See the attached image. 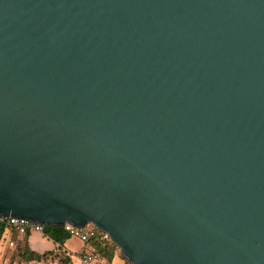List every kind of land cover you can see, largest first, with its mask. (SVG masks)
Masks as SVG:
<instances>
[{
    "label": "water",
    "instance_id": "1",
    "mask_svg": "<svg viewBox=\"0 0 264 264\" xmlns=\"http://www.w3.org/2000/svg\"><path fill=\"white\" fill-rule=\"evenodd\" d=\"M0 214L264 264V0H0Z\"/></svg>",
    "mask_w": 264,
    "mask_h": 264
},
{
    "label": "trees",
    "instance_id": "2",
    "mask_svg": "<svg viewBox=\"0 0 264 264\" xmlns=\"http://www.w3.org/2000/svg\"><path fill=\"white\" fill-rule=\"evenodd\" d=\"M10 226L7 221H0V244L5 239ZM29 231L27 237L31 235ZM43 237L50 239L57 246L42 252L34 250L30 247L28 241L18 248V254L21 258V264H71L72 256L66 249H64L65 242L72 236L65 230L64 227L59 226H45ZM88 243L93 245L104 261L103 264H112L114 258L120 253V248L111 239H103L102 233L98 232L96 237L92 238ZM121 254V253H120ZM125 259V258H124ZM124 264H130L125 259Z\"/></svg>",
    "mask_w": 264,
    "mask_h": 264
},
{
    "label": "built area",
    "instance_id": "3",
    "mask_svg": "<svg viewBox=\"0 0 264 264\" xmlns=\"http://www.w3.org/2000/svg\"><path fill=\"white\" fill-rule=\"evenodd\" d=\"M0 221H7L11 231H16L21 236H26L29 231L44 233L45 225L30 221L24 217L6 216L0 214ZM65 230L73 237H77L86 243V248L80 254L81 264H103L104 261L100 258L96 248L88 243L92 238L96 237L99 231L94 225L88 224L84 227H78L71 223H65ZM102 233L103 239H110V235ZM11 247H15L14 242H10Z\"/></svg>",
    "mask_w": 264,
    "mask_h": 264
},
{
    "label": "crops",
    "instance_id": "4",
    "mask_svg": "<svg viewBox=\"0 0 264 264\" xmlns=\"http://www.w3.org/2000/svg\"><path fill=\"white\" fill-rule=\"evenodd\" d=\"M5 239H8L9 242H14L16 244L15 247H11L10 244L8 246V253L6 254V259L9 257V253L10 251L13 249H16L18 251V248L20 246H22L25 241H28L30 247L34 250H37V251H44V250H49V249H52V248H56V244L53 243L52 240L50 239H47L45 237H43V235L41 233H37V232H34L32 233L31 235H29L28 237L27 236H21L19 235L16 231H11L9 230L6 234V237ZM4 239V240H5ZM69 241V239L65 242L64 244V249H66V251L71 254L72 256V252H73V249L71 248V246H69V244L67 243ZM86 248V243H85V246L82 248L81 246V252L79 253V256L80 254L82 253V251ZM117 256H120L121 257V263L120 264H124L125 263V259L124 257L119 253L116 255ZM116 257L114 258L112 264H115L114 261L116 259ZM72 261H73V258H72ZM72 264V263H71Z\"/></svg>",
    "mask_w": 264,
    "mask_h": 264
},
{
    "label": "rangeland",
    "instance_id": "5",
    "mask_svg": "<svg viewBox=\"0 0 264 264\" xmlns=\"http://www.w3.org/2000/svg\"><path fill=\"white\" fill-rule=\"evenodd\" d=\"M67 243L73 249L72 264H81L79 253L81 252V246L83 248L85 246V243L79 238L73 236L69 239ZM9 244L10 242L8 241V239L3 240L0 244V264H21V258L16 249L14 250L12 249L8 255L9 257L6 259V254L8 253ZM114 263L120 264L121 257L117 256Z\"/></svg>",
    "mask_w": 264,
    "mask_h": 264
}]
</instances>
